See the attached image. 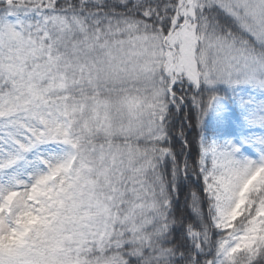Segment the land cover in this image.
<instances>
[{
	"label": "snow or ice",
	"instance_id": "snow-or-ice-1",
	"mask_svg": "<svg viewBox=\"0 0 264 264\" xmlns=\"http://www.w3.org/2000/svg\"><path fill=\"white\" fill-rule=\"evenodd\" d=\"M0 264H264V0H0Z\"/></svg>",
	"mask_w": 264,
	"mask_h": 264
},
{
	"label": "trees",
	"instance_id": "trees-1",
	"mask_svg": "<svg viewBox=\"0 0 264 264\" xmlns=\"http://www.w3.org/2000/svg\"><path fill=\"white\" fill-rule=\"evenodd\" d=\"M179 200H180V206L183 207V201H184V195H180L179 197Z\"/></svg>",
	"mask_w": 264,
	"mask_h": 264
}]
</instances>
